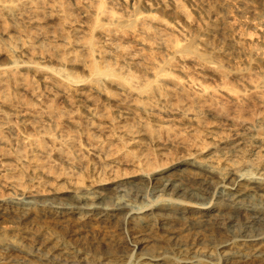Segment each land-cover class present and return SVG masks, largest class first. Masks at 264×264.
Segmentation results:
<instances>
[{"label":"rangeland","instance_id":"374dc122","mask_svg":"<svg viewBox=\"0 0 264 264\" xmlns=\"http://www.w3.org/2000/svg\"><path fill=\"white\" fill-rule=\"evenodd\" d=\"M25 1L28 10L16 22L0 13V122L3 113L11 118L10 128L4 129L11 142L0 151V197L10 196V184L52 193L113 176L102 170L107 157L101 143L117 142L98 128L97 120L118 108L103 101L106 107L95 113L80 95L99 78L110 95L113 77L92 73L98 52L90 56L86 49L69 48L65 36L82 42L92 38L104 46L116 74L126 71L137 77L131 79L139 88L161 89L167 94L156 92L161 103L202 113L206 131L231 133L217 116L225 111L230 119L249 121L254 114V120L264 121V0ZM16 3L0 0V6ZM100 3L104 12L98 10ZM103 31H111L110 44L100 42ZM12 48L25 56L17 77L7 70ZM63 49L69 65H63ZM122 84L132 89L131 82ZM185 120L178 118L176 124ZM174 128L183 132L179 125ZM41 137L45 148L38 146ZM116 202L135 209L147 203L125 192ZM32 217L28 224L12 216L0 219V264H103L105 257L129 262L121 257L127 236L112 225L92 223L81 229L75 222L57 225L39 213Z\"/></svg>","mask_w":264,"mask_h":264},{"label":"bare ground","instance_id":"6f19581e","mask_svg":"<svg viewBox=\"0 0 264 264\" xmlns=\"http://www.w3.org/2000/svg\"><path fill=\"white\" fill-rule=\"evenodd\" d=\"M145 5L150 7L148 2ZM27 10L25 0H17L14 7L0 6L2 17L11 22ZM98 10L104 12L105 5L100 3ZM197 12L201 13L200 7ZM64 38L69 48L86 49L90 56L98 52L100 60L91 62L90 71L113 77L110 95L101 78L80 93L83 101L95 106V113L106 107L103 101L118 108L98 115L97 120L98 128L117 142L101 143L107 157L102 170L113 176L52 193L10 184V196L0 197V219L12 216L16 223L28 224L39 213L57 225L75 222L81 229L92 223L112 225L127 236L121 246L127 264L132 260L136 264H228L231 260L264 264V121L254 120V114L249 121L230 119L226 111L221 112L217 116L231 133L218 136L203 129L202 113L161 103L156 92L167 95L161 89L139 88L132 83L134 74L122 70L116 74L110 53L92 38L84 42ZM101 39L102 44H110L111 31H103ZM10 52L7 70L17 77L25 56L19 48ZM67 54L61 50L63 65H69ZM59 71L69 78L66 70ZM2 78L0 73V84ZM123 81L131 82L132 89L125 90ZM1 115L3 151L11 142L4 131L10 128L11 118ZM178 118L187 120L176 124ZM28 127L40 133L34 125ZM37 143L45 148L43 137ZM122 192L147 203L140 209L119 204L116 200ZM104 260L103 264H119L109 257Z\"/></svg>","mask_w":264,"mask_h":264}]
</instances>
